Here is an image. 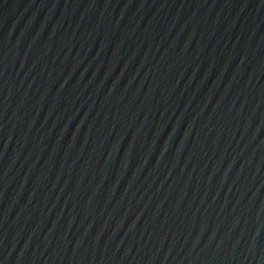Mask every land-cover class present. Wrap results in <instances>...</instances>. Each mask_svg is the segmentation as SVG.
I'll use <instances>...</instances> for the list:
<instances>
[{
  "label": "water",
  "instance_id": "obj_1",
  "mask_svg": "<svg viewBox=\"0 0 264 264\" xmlns=\"http://www.w3.org/2000/svg\"><path fill=\"white\" fill-rule=\"evenodd\" d=\"M0 264H264V0H0Z\"/></svg>",
  "mask_w": 264,
  "mask_h": 264
}]
</instances>
